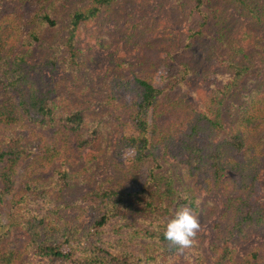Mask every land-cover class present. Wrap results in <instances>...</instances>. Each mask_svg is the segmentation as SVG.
Returning <instances> with one entry per match:
<instances>
[{
	"label": "rangeland",
	"instance_id": "374dc122",
	"mask_svg": "<svg viewBox=\"0 0 264 264\" xmlns=\"http://www.w3.org/2000/svg\"><path fill=\"white\" fill-rule=\"evenodd\" d=\"M40 1L0 0V21L12 24L11 14L25 15L29 19L40 7H45L43 2L40 6ZM49 1L46 5L58 20V27L40 28L41 39L26 50L22 47L23 36L18 37L19 42L12 36L19 46L12 54H17L18 49L26 54L24 67L37 86L52 91L51 97L58 104V118L67 111L82 110L91 120L100 123L102 130L108 125L106 137L110 143L103 142L101 135L96 144L79 150L78 137L67 132L72 136L70 147L63 148L65 136L54 132L57 127L31 129L32 145L39 151L35 156H23L16 167L13 193L24 189L31 200L27 209L19 213H27L28 218L36 223L46 220L51 233L55 231V224L70 228L79 225L78 235L83 244H89L91 234L87 235L98 211V200L92 199L93 192L99 189L97 187L119 179L122 189L141 187L142 177L133 181L122 170L134 153L125 142H121L120 135L122 130L126 135L135 133L128 106L135 100L137 90L134 84L122 88L124 90L113 84L117 76H122L123 81L135 80L134 73H143L175 99L182 97L185 100V104L182 99L172 104L178 112L170 108L169 112L158 110L156 113L155 119L166 122L165 126H171L176 133L161 160L165 174L162 180L167 179L170 170L176 172V187L183 193L181 195H185L187 189L196 195L195 214L200 223L190 248L163 258L157 264H197L201 259L205 264H214L210 245L214 239V222L224 209L222 189H206L207 178L211 175L204 177L198 171L191 160L193 153L185 150L178 134L186 132L191 125L187 121H196L200 113L213 118L214 108L219 103L218 94L224 98V126L211 128L204 119L201 124L205 129L193 141L211 153L219 141L235 132L234 114L236 106L241 103L238 100L250 97V92L257 93L258 89H261L258 97H264V0H246L243 4L238 0H203L201 12L196 10L195 0H115L99 17L88 21L79 30L76 46L80 47L78 57H82V61L72 68L61 63L62 54L67 51L68 15L78 4L85 2L59 0L54 3L55 0L49 6ZM35 25L32 22L27 24L25 31L37 28ZM199 29L201 32L194 35ZM54 58L60 59L59 65L51 63L50 59ZM185 67L189 70V73L182 71L188 76L185 83L175 89L169 88L175 81L173 75ZM115 89L120 92L111 99L117 93ZM162 108L163 105L159 109ZM177 113L184 115L183 118ZM8 129L4 123L0 124V141L8 135ZM56 136L59 138L54 143ZM47 147L51 156L43 158ZM229 152L238 158L244 153L230 148ZM40 153L41 163L38 161ZM66 169L69 175L61 176ZM33 176H40L39 185L32 183L31 190L25 189L28 179ZM259 176V186L253 194L255 199L264 203V166ZM226 177L230 180L228 184L234 187L233 182L239 175L229 171ZM13 193L6 197L10 198ZM176 205V202L172 204L173 210H177ZM182 206H188V203ZM19 213L11 214L5 206L0 207V224L17 220ZM122 216L111 220L102 233L95 236L99 240L98 248L102 247L94 250V255L104 252L107 259H111L106 264L115 262L110 253L145 256L141 253L144 247L139 245L140 239L133 236L135 227H126V224L134 222L141 227L148 226L152 217L150 212L128 211ZM8 240L10 246L23 251V264H66L36 256L35 245L30 244L25 224L12 227ZM234 246L237 259L258 251L262 257L260 264H264V229L253 231ZM100 258L95 259L97 264H102Z\"/></svg>",
	"mask_w": 264,
	"mask_h": 264
},
{
	"label": "trees",
	"instance_id": "16d2710c",
	"mask_svg": "<svg viewBox=\"0 0 264 264\" xmlns=\"http://www.w3.org/2000/svg\"><path fill=\"white\" fill-rule=\"evenodd\" d=\"M54 1L50 0L49 6ZM58 1L56 0L54 3ZM114 1L82 0L81 2L85 3L78 4L69 13L65 44L67 51L62 54L61 63L66 64L69 68L81 64L82 57L80 59L78 57L80 47L76 46L79 30L88 21L99 17L104 8L109 7ZM195 1L196 10L201 12L200 6L203 0ZM238 1L241 4L246 3V0ZM41 2L45 7H40L29 19H26L25 15L17 17L15 14H11L13 16L12 24L0 21V24L3 25V27L0 25V124L4 123L9 127L8 135L0 141V207L5 206L8 213L15 215L27 209L31 201L30 194L24 189L13 193L16 184L17 164L23 156L31 154L35 156L39 151L32 145L33 133H30L31 129L48 130V128L57 127L54 132L63 133L65 136L63 148L70 147L72 136L67 132L78 137L77 148L79 150L96 144L101 135H103V142L110 143L106 137L108 125L102 130L100 123L91 120L82 110L67 111L58 118V104L51 97L53 96L52 91L37 86L35 79L24 67L26 54L22 52V49H18L17 54H12L15 48H19L16 43L20 41L18 37L23 36V49L32 48L34 42L41 39L40 28L58 27V20L49 11L48 4L46 5L47 0H41L40 6ZM31 22L36 24L37 28L25 31V26ZM200 32L199 29L194 32V35ZM12 36L16 38V42ZM59 60L58 58L50 59L54 65H59ZM183 70L189 73L188 67H185L173 75L175 81L169 88L175 89L185 83L188 76L182 72ZM241 73L244 74V69ZM134 74L135 80L126 79L123 81L122 76L115 77L113 85L124 90L122 88L134 84L137 90L135 100L131 101L128 106L135 133L126 135L122 130L120 135L121 142H125L126 147L132 149L134 153L132 154L133 158L125 164L122 170L133 181L142 177L141 187L136 190L122 189L120 179L111 180L106 186L99 185L97 187L99 189L93 192L92 199L98 200V211L87 235L88 237L91 234L89 244H83L82 237L78 235L79 225L70 228L55 224V231L51 233L45 224L46 220L36 223L28 218L27 213H19L17 220L0 224V264H23V251L10 246L8 239L12 227L24 224L27 233L30 234V244L35 245L36 256L40 259L41 257L55 259L66 264H97L95 259L101 257V263L106 264L111 259H107L104 252L98 253V256L94 255V250L102 247L98 248L99 240L95 236L102 233L103 228L111 220L118 216L123 217L122 214L128 211H146L150 212L152 216L148 226L145 227L135 225L134 222L130 225L126 224V227H135L133 236L140 239L139 245L144 247L141 253H144L145 256L138 254L134 257H127L110 253L115 261L113 264H157L161 259H166L185 250H181L166 239L164 230L168 220L177 211L173 210L174 202L177 203V209L183 203H188V207L192 208L195 214L196 195L191 193V189H187L185 195H181L183 193H180L176 187L178 178L174 175L175 171L170 170L166 174L168 175L167 179L162 180L164 173L161 160L164 158L167 145L175 139L176 133L171 126H165L166 122L155 119L158 110L169 112L171 108L178 112V108L172 104H176L178 99H182L185 104V100L182 97L175 99L174 95H169L164 89L155 85L146 74ZM115 90L117 92L118 89ZM119 92L114 93L111 99L116 98ZM258 92H261V89H258ZM258 92H250V97L238 100L241 103L236 106L234 114L235 132L230 137L219 141L213 152L204 151L203 147H200L198 143L194 144L193 141L205 129V126L201 124L204 119H207L211 128L224 126L222 114L224 98H220L218 94H216V98L219 103L214 108L216 109L214 117L200 113L196 121H187L191 125L186 132L178 134L185 145V150L193 153L194 158L191 160L195 162L194 165L198 171L204 177L207 174L211 175V178H207L206 189L208 191L222 189L224 209L214 222V239L210 245L214 264H260L262 258L258 251H253L243 259H237L234 246L237 241L247 239L253 231L264 229V203L255 199L253 194L255 188L259 186V175L264 166V97H258ZM183 103L181 106L184 105ZM161 105L167 109H159ZM177 115L181 118L184 116L180 113ZM183 122L181 121V123ZM56 138L59 137L54 138V143ZM229 148L236 151L243 150L242 158L231 155ZM43 154H45L43 158L50 157V149L47 147ZM57 155L60 156V151ZM38 161L41 163V153ZM188 161L190 163V160ZM229 171L239 175L233 182L234 187L228 184L230 180L226 176ZM68 175L67 169L61 173L63 177ZM32 183L34 186H38L40 176L30 177L25 189L31 190ZM36 190L40 191V189ZM11 192L13 194L7 198L6 196ZM178 198L182 199L178 201ZM107 242L112 246L110 241ZM101 244L103 245L102 241ZM40 264L44 263L40 262ZM197 264H205V262L201 259V261H197Z\"/></svg>",
	"mask_w": 264,
	"mask_h": 264
},
{
	"label": "clouds",
	"instance_id": "9594fccd",
	"mask_svg": "<svg viewBox=\"0 0 264 264\" xmlns=\"http://www.w3.org/2000/svg\"><path fill=\"white\" fill-rule=\"evenodd\" d=\"M200 227L199 219L193 209L182 206L165 225L166 239L177 245L181 250L190 248Z\"/></svg>",
	"mask_w": 264,
	"mask_h": 264
}]
</instances>
